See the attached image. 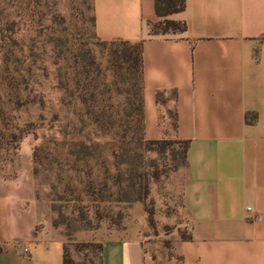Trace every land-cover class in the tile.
<instances>
[{"label":"crops","instance_id":"obj_1","mask_svg":"<svg viewBox=\"0 0 264 264\" xmlns=\"http://www.w3.org/2000/svg\"><path fill=\"white\" fill-rule=\"evenodd\" d=\"M91 4L97 38L143 41L145 139L189 141L178 171L191 239L176 240L167 259L135 204L138 223L101 241L99 264H264V0H185L167 19L186 30L159 36L147 28L160 19L154 0ZM173 90L159 107L156 92ZM172 107L176 131L160 118ZM28 173L26 159L16 174L0 172V264H63L64 241L40 226L47 204Z\"/></svg>","mask_w":264,"mask_h":264},{"label":"rangeland","instance_id":"obj_2","mask_svg":"<svg viewBox=\"0 0 264 264\" xmlns=\"http://www.w3.org/2000/svg\"><path fill=\"white\" fill-rule=\"evenodd\" d=\"M91 19V0H0V37L9 39L5 48L0 46V172L16 174L23 160L28 161V179H36L37 195L47 204L40 226L58 233L80 264H96L98 257L94 249H77L78 243L121 236L138 223L131 214L135 204L146 217L147 209L153 211V224L146 220L143 234L162 241L168 259L175 241L188 235L181 203L183 175L171 171L169 151L145 152L141 167L149 174L155 166L162 172L158 181L149 179L148 199L130 205L113 201L117 167L110 151L115 130L103 134L96 128L74 92V53L90 48L101 71L110 74L107 52L96 44ZM6 50L11 57L7 62ZM59 79L68 87L66 96ZM111 102L118 119L123 96L111 91ZM22 130L29 132L21 135ZM81 142L99 148L93 158L74 165L70 152ZM120 169L124 180L125 166ZM89 171L92 179H87Z\"/></svg>","mask_w":264,"mask_h":264},{"label":"trees","instance_id":"obj_3","mask_svg":"<svg viewBox=\"0 0 264 264\" xmlns=\"http://www.w3.org/2000/svg\"><path fill=\"white\" fill-rule=\"evenodd\" d=\"M156 15L160 18L155 22H148L147 28L150 36L168 35L181 33L186 30V24L182 21L167 19V16L179 13L185 8V0H154ZM93 37L96 44L101 46L107 52V75L101 71L96 63L90 48L84 52L74 53V92H78V98L83 105L84 114L90 119L103 134H108L115 130V143L110 151L114 165L117 167L115 179L116 197L113 201L117 203L133 204L135 202L145 203L149 197V179L158 181L162 172L153 164L154 169L151 173L141 167L142 154L145 152H156L165 154L171 153L172 170L176 172L187 166L186 153L189 147V141L172 139L164 137L159 140H146L144 137V114H143V61L142 45L143 41L129 42L120 39L112 41H102L95 35L94 18L92 16ZM2 31H0L1 33ZM8 37L1 34V47L5 48ZM4 59L7 62L11 57L4 52ZM61 74L59 73V78ZM110 76L111 81L108 79ZM59 85L63 88L65 96L68 95V87L65 82L59 79ZM111 91H116L123 96L122 109L119 118H114L111 102ZM176 98V91L173 90L169 95L164 91L156 92V102L159 107H165ZM65 98H63L64 102ZM62 102V103H63ZM2 113L0 112V116ZM2 118V117H1ZM161 121L166 118L173 131L178 128L177 112L172 107L166 109L160 116ZM246 121H249L248 114ZM81 122H84L83 120ZM29 131L22 130V133ZM15 140L20 135H12ZM2 131H0V138ZM99 148L96 144L86 145L79 143L77 149H73L70 155L73 156V163L91 159L94 157V149ZM120 166H125L126 184L123 185L124 172ZM74 166L72 165L71 168ZM91 172H87V179H92ZM106 179V178H105ZM91 188L92 183L90 184ZM128 189V191H127ZM93 190V189H92ZM93 192V191H92ZM148 213L147 221L153 224V211L146 210ZM182 239L189 240L191 236L186 235ZM77 249H94L97 251L98 262L101 261V242L78 243ZM171 255V254H170ZM63 264H80L69 253L64 246ZM95 264V263H93Z\"/></svg>","mask_w":264,"mask_h":264},{"label":"built area","instance_id":"obj_4","mask_svg":"<svg viewBox=\"0 0 264 264\" xmlns=\"http://www.w3.org/2000/svg\"><path fill=\"white\" fill-rule=\"evenodd\" d=\"M23 253H24V254L29 253V248H28V247H24V248H23Z\"/></svg>","mask_w":264,"mask_h":264}]
</instances>
